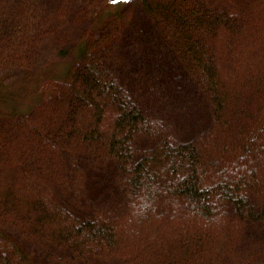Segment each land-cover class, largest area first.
Instances as JSON below:
<instances>
[{"label": "trees", "instance_id": "1", "mask_svg": "<svg viewBox=\"0 0 264 264\" xmlns=\"http://www.w3.org/2000/svg\"><path fill=\"white\" fill-rule=\"evenodd\" d=\"M138 1L136 25L125 0H0L26 83L0 85V264H264V0ZM150 63L201 94L190 138L137 100ZM104 169L114 215L89 203Z\"/></svg>", "mask_w": 264, "mask_h": 264}, {"label": "rangeland", "instance_id": "2", "mask_svg": "<svg viewBox=\"0 0 264 264\" xmlns=\"http://www.w3.org/2000/svg\"><path fill=\"white\" fill-rule=\"evenodd\" d=\"M50 1L53 3V0ZM122 3L131 4L133 8L132 22H135L137 25L138 22L143 19L139 1L125 0V2ZM80 26H77L76 31H78ZM216 48L219 50L220 47L217 46ZM137 56H139V53L138 50H135L131 57L138 58ZM148 56L150 55L148 54ZM55 65L56 67L52 66L54 71L55 69L60 71L59 66L57 64ZM147 66L149 69L154 68L155 73V75L150 74L152 77H150L148 87L156 88H151V92L149 94L144 87H139V85L136 86L134 90L139 94V98H137V100L139 99V101H143L149 105V109L154 113L155 117H157V119L159 118L163 124L166 125L165 129L168 133L172 134L175 139L182 140L190 138L205 127L209 121V112L201 94L191 83L188 82L187 77L183 74L177 73L170 63H165V65L161 64L160 66H154L150 63ZM145 70L147 73L150 72L147 67H145ZM23 79L24 75L19 71L11 70L0 73V85L2 87H13L22 90L21 88L26 85V83L23 82ZM145 79L148 78L145 77ZM149 95H151V98ZM84 123L86 122L84 121ZM101 130H106V124L101 126ZM103 171L105 172L97 173L95 177L94 174L91 175L90 181L92 186L88 187L87 191L90 192L89 190L91 189L93 200L91 199L89 203H91V206H96V208L98 207L99 209L106 210V213H108L106 215H114L118 212L120 206L118 201L119 197L117 195V191L113 187V182L110 180L107 181V176L111 178L109 169H104ZM87 205L88 204H86V206ZM132 207L133 210H137L136 205H132ZM35 255L37 264H58L55 260L51 261L45 257L44 259L40 258V256L42 257V253L39 250H37ZM63 263L82 264L78 261L68 263L64 261ZM88 264L91 263L88 262ZM93 264L100 263L99 261H94Z\"/></svg>", "mask_w": 264, "mask_h": 264}, {"label": "snow or ice", "instance_id": "3", "mask_svg": "<svg viewBox=\"0 0 264 264\" xmlns=\"http://www.w3.org/2000/svg\"><path fill=\"white\" fill-rule=\"evenodd\" d=\"M111 2H112L113 4H115V3H117V2H120V0H111Z\"/></svg>", "mask_w": 264, "mask_h": 264}]
</instances>
